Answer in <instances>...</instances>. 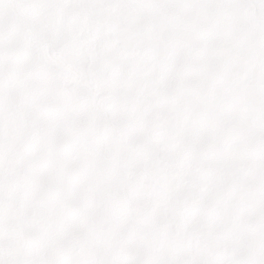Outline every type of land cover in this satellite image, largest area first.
I'll return each mask as SVG.
<instances>
[{
    "label": "snow or ice",
    "instance_id": "1",
    "mask_svg": "<svg viewBox=\"0 0 264 264\" xmlns=\"http://www.w3.org/2000/svg\"><path fill=\"white\" fill-rule=\"evenodd\" d=\"M0 264H264V0H0Z\"/></svg>",
    "mask_w": 264,
    "mask_h": 264
}]
</instances>
